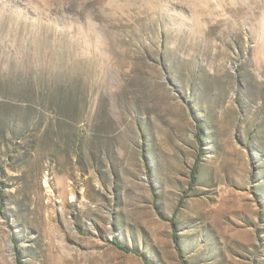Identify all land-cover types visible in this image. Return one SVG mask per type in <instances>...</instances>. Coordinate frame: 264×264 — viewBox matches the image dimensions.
I'll use <instances>...</instances> for the list:
<instances>
[{
    "label": "rangeland",
    "instance_id": "rangeland-1",
    "mask_svg": "<svg viewBox=\"0 0 264 264\" xmlns=\"http://www.w3.org/2000/svg\"><path fill=\"white\" fill-rule=\"evenodd\" d=\"M177 245L264 264V0H0V264Z\"/></svg>",
    "mask_w": 264,
    "mask_h": 264
},
{
    "label": "trees",
    "instance_id": "trees-1",
    "mask_svg": "<svg viewBox=\"0 0 264 264\" xmlns=\"http://www.w3.org/2000/svg\"><path fill=\"white\" fill-rule=\"evenodd\" d=\"M200 136V135H199ZM194 173H195V171H193V174H192V185L194 184ZM191 185V186H192ZM176 214H177V212L174 214V217H176ZM174 242L177 244L178 243V237H177V233H176V230L174 229ZM113 245L119 250V251H122V252H124V253H132V254H134V255H137V256H140L137 252H133V251H130V250H128L126 247H124V246H121V245H119V244H117V243H113ZM177 247V252H178V254H179V257H180V259H181V261H182V264H185V262H184V259H183V257H182V254H181V251H180V248L178 247V245L176 246ZM147 263V262H146Z\"/></svg>",
    "mask_w": 264,
    "mask_h": 264
}]
</instances>
